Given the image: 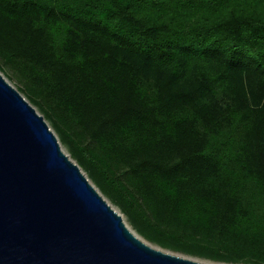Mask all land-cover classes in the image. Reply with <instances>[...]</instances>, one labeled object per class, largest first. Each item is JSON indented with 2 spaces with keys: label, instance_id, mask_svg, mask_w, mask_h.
Wrapping results in <instances>:
<instances>
[{
  "label": "trees",
  "instance_id": "obj_1",
  "mask_svg": "<svg viewBox=\"0 0 264 264\" xmlns=\"http://www.w3.org/2000/svg\"><path fill=\"white\" fill-rule=\"evenodd\" d=\"M0 71L138 236L264 264V151L232 177L200 125L255 100L264 0H0Z\"/></svg>",
  "mask_w": 264,
  "mask_h": 264
},
{
  "label": "water",
  "instance_id": "obj_2",
  "mask_svg": "<svg viewBox=\"0 0 264 264\" xmlns=\"http://www.w3.org/2000/svg\"><path fill=\"white\" fill-rule=\"evenodd\" d=\"M0 264H207L150 246L0 74Z\"/></svg>",
  "mask_w": 264,
  "mask_h": 264
},
{
  "label": "rangeland",
  "instance_id": "obj_3",
  "mask_svg": "<svg viewBox=\"0 0 264 264\" xmlns=\"http://www.w3.org/2000/svg\"><path fill=\"white\" fill-rule=\"evenodd\" d=\"M0 74L12 87H14L23 96V98L35 109V111L43 117L38 109L34 105H32L23 95V93H21L17 89L16 84L8 80L1 71ZM251 80L255 100H242V102L241 100H232L226 97L219 90H215L213 93L214 102L211 103L207 101L205 104L206 106L203 110L204 112L211 110L212 112H214V114L211 115L212 117H210L208 121L206 119L200 121L202 129L206 133L211 134V147L214 148L213 152L216 155L218 162L221 163L224 172L232 177L238 178H243L242 171L244 170V168L242 160L245 159L247 151L251 149L254 152L255 150H260V148H262L264 151V115H262L259 111L264 105V76L252 73ZM199 108L201 110L203 107L200 106ZM190 116L192 117L191 114L188 117ZM43 119L52 133L56 136L62 151L66 155H68V157L79 167L81 172L85 175V177L89 180V182L93 185L97 192L119 215H121L125 225L130 230H132L124 214H122L119 208L113 205L111 201L107 197H105L101 193V191L92 183L85 171L75 160L71 158L67 149L60 142L59 137L57 136L56 132L51 127L49 122L44 117ZM252 182L258 185V183L254 181ZM254 184L252 185L253 192L257 194L261 193V190H259L258 188H254L256 187V185ZM252 210L256 215L264 214V207L259 206ZM143 240L148 244L160 248L164 251L192 258L207 264H232L229 262L215 261L204 257L191 256L185 254L180 250L161 248L149 243L145 239Z\"/></svg>",
  "mask_w": 264,
  "mask_h": 264
},
{
  "label": "bare ground",
  "instance_id": "obj_4",
  "mask_svg": "<svg viewBox=\"0 0 264 264\" xmlns=\"http://www.w3.org/2000/svg\"><path fill=\"white\" fill-rule=\"evenodd\" d=\"M150 245V244H149ZM150 246H152V245H150Z\"/></svg>",
  "mask_w": 264,
  "mask_h": 264
}]
</instances>
